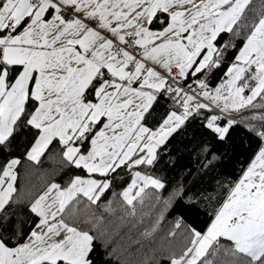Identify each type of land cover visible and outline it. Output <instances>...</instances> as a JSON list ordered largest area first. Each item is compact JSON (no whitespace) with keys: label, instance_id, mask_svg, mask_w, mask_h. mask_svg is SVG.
<instances>
[{"label":"snow or ice","instance_id":"6c2138e0","mask_svg":"<svg viewBox=\"0 0 264 264\" xmlns=\"http://www.w3.org/2000/svg\"><path fill=\"white\" fill-rule=\"evenodd\" d=\"M0 264H264V0H0Z\"/></svg>","mask_w":264,"mask_h":264},{"label":"trees","instance_id":"16d2710c","mask_svg":"<svg viewBox=\"0 0 264 264\" xmlns=\"http://www.w3.org/2000/svg\"><path fill=\"white\" fill-rule=\"evenodd\" d=\"M41 180V177L39 176H30L25 180L26 186H31L33 184H38Z\"/></svg>","mask_w":264,"mask_h":264}]
</instances>
